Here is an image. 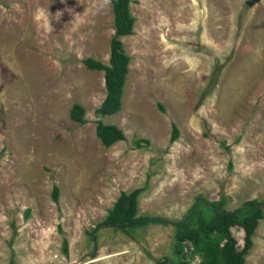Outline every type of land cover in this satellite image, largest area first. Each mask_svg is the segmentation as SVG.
Listing matches in <instances>:
<instances>
[{"label":"rangeland","instance_id":"374dc122","mask_svg":"<svg viewBox=\"0 0 264 264\" xmlns=\"http://www.w3.org/2000/svg\"><path fill=\"white\" fill-rule=\"evenodd\" d=\"M129 9L120 108L102 116L124 138L103 146L93 115L102 70L82 58L107 62L109 0H0V264H72L91 251L93 227L94 256L74 264H155L171 255L170 221L196 196L220 194L226 209L263 202L244 264H264V0H130ZM73 102L83 123L68 116ZM138 137L147 141L136 146ZM134 187L146 222L127 233L98 225ZM230 230L240 246L241 226ZM181 257L205 264L186 242Z\"/></svg>","mask_w":264,"mask_h":264},{"label":"trees","instance_id":"16d2710c","mask_svg":"<svg viewBox=\"0 0 264 264\" xmlns=\"http://www.w3.org/2000/svg\"><path fill=\"white\" fill-rule=\"evenodd\" d=\"M130 0H109L112 11L113 32L109 38L107 62L104 63L90 56L82 58V63L89 69L102 70L104 95L98 105L93 109L94 134L103 146H108L124 138L120 127L114 123H106L102 116L111 114L120 108V97L127 71L129 55L123 48L120 36L132 33L134 16L129 9ZM70 119L83 123V107L73 102L68 110ZM177 136V128L172 123L169 140ZM145 138L135 139L139 146ZM143 189V186H142ZM141 187H134L129 191H120L117 197L106 208L105 214L98 225L112 226L127 233L129 226L140 225L148 219L144 214H136L137 196ZM50 198L56 202L58 188L51 186ZM202 202L203 208L198 206ZM197 204L190 205L183 215L170 221L173 225L171 241V255L154 258L155 264H189L186 258L181 257L185 242L189 245L191 253H200L205 264H244V258L252 245L251 236L258 220L263 216L262 201L256 198L243 200L232 209L224 208V196L206 202L200 199ZM191 206L193 208L191 209ZM28 213V208L25 209ZM154 221L162 218L152 217ZM239 224L242 228V242L237 246L236 238L232 235L230 227ZM91 235V230H87ZM62 249L66 253V238H61Z\"/></svg>","mask_w":264,"mask_h":264},{"label":"water","instance_id":"95a60500","mask_svg":"<svg viewBox=\"0 0 264 264\" xmlns=\"http://www.w3.org/2000/svg\"><path fill=\"white\" fill-rule=\"evenodd\" d=\"M197 198H200V197L199 196H196L195 201H196ZM195 201H194V203H195ZM194 203H193V206H194ZM193 206L191 207V209L193 208ZM93 229H94V227L92 228V238H93V242H92L91 251L90 252H85V253H82L81 255H79V257H77L74 260V262H72V264H74L76 262H79L81 260H84V258H86V257L90 258V257H93L94 256V250H95L96 244H95L94 237H93Z\"/></svg>","mask_w":264,"mask_h":264}]
</instances>
